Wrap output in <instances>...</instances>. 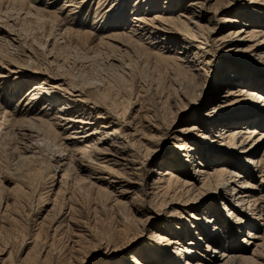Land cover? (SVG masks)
<instances>
[{
  "label": "bare ground",
  "instance_id": "6f19581e",
  "mask_svg": "<svg viewBox=\"0 0 264 264\" xmlns=\"http://www.w3.org/2000/svg\"><path fill=\"white\" fill-rule=\"evenodd\" d=\"M41 1L0 0V18L4 17L3 24L0 25L1 63H14L15 68L10 71L17 74V77L24 73L40 75L42 73L45 75L44 77L48 78L47 81L45 78L33 81L26 91L27 98L15 104L12 110L5 107V104L2 105V101H0V139L6 134L9 137H16L17 140L19 138L16 141L20 143L18 144L20 147L19 162L30 161L38 156L39 148L47 141L45 136L48 137L49 134H52V137L58 142L57 149L50 156L51 162L48 166L53 173L61 171V187L59 186L53 199L55 200L61 193L63 202L61 201V208L58 212H56V205L53 203L51 209L47 210L43 221L33 223V227L38 226L35 231L34 229L31 231L33 236L36 238L41 231H45L43 243L46 247L54 250L57 240L65 232V220L74 222L73 224L77 227H82L81 219L74 220L73 216L66 219L68 215H71V212H74V209H77L74 205L76 203L78 205V200H73L76 194L70 190L79 191V194L84 195H87L88 192L81 193L82 190H94L103 201L110 202L114 206H123L125 202L122 198L111 197V192L107 189L108 186L115 188L116 185H119L117 187L118 196H126L127 206L131 205L130 211L133 210L134 213L142 215L143 219H134L133 221L132 218H129L128 211L124 212L123 217L121 216L123 223L120 233L114 239L121 243L120 250H127L128 253H125L126 255L120 263L110 260V262L95 264H244L245 262L264 264L261 262L264 261V231L263 234L254 231L255 217L262 219V224L264 223V193L260 191V194L254 197L255 186L249 181V177L255 174L264 184V145L260 153H256L255 150L264 140V128H261L264 124V89L262 90L259 84H252L249 81L251 78L258 81L263 78L264 27L248 23V21H264V11L254 7L243 8L235 15L219 19V21H229L234 24L241 20L239 17L247 18V22L243 20L240 26H234L223 36V41H226L225 47L227 46L224 51V59H226L224 65L227 64L228 67H231L232 62L229 59L238 58L251 61L250 64L244 65L247 78L244 81L241 80L240 78L244 79L242 76L244 73H240L241 69L236 67L231 68L235 70L221 75L220 82L239 81L241 84L228 89L224 96L227 102L223 105L215 104L204 115L193 119L194 123L191 126H183L178 129L174 126L176 116L170 122L165 123L157 119L155 112L152 116L145 112L144 115L142 114L143 118L137 121L138 113H128L131 104L127 102L128 99L122 105L117 106L113 102L114 99L91 97L86 95L82 88L73 84L72 87H63L64 84H59V86L52 84L50 79L63 81L64 78L54 74L53 68L51 69L52 61H49L48 57L45 59L44 56L52 55V45L54 42L57 43V38L75 39L76 42H80L79 35L92 34L90 29V31H81L74 26L86 24V21L80 20L77 11L88 0H63L56 9L50 8L49 4H53L57 0H48L45 4H42ZM142 1L145 2V0ZM147 1L146 4H149L152 0ZM254 1L264 5V0ZM174 3L173 5H180L182 2L177 0ZM188 3L196 5L195 0H189ZM115 4L120 7L121 1L116 0ZM169 4L172 3L169 2ZM149 7L150 5L146 9L140 6L135 8L136 13L131 17L133 22L125 21L126 27L120 26L121 23L106 21L94 24V27L101 30L114 28L108 32L100 33L96 46L109 49L106 57L110 61L121 63V56L125 55L124 53L137 51L145 56L151 54L155 60L164 63L191 68L192 75L200 79L205 73V69L201 66L196 67V63L192 59H199L197 56L199 49L206 51L202 44H207V38L197 34V31H187L182 25L184 20L181 17L187 19L189 17L181 9L174 11L171 7L163 6L149 12ZM22 15L24 16L22 17ZM30 16L37 18L42 24L49 27L47 36L50 33L53 35L50 48L45 47L44 44L39 46L45 60L42 59L41 63L37 60L34 62V58L37 59L35 49L33 50L30 44H25L26 36H23L22 26L20 24L18 26L17 23L18 18L24 20ZM189 21L191 20L189 19ZM191 29L193 28L191 27ZM177 32L184 36L182 44L180 47L176 46L178 47L176 50H173V44L162 45L165 47L164 49H159L160 46H156L158 41L159 43L171 42V36ZM191 41H196L197 49L192 58L188 56L186 50V43ZM233 42L243 46V49H248L250 53L255 48L262 50L256 58L252 54L248 58H244L237 55L238 47L237 49L231 47ZM89 45L91 46V44ZM182 46L185 50L181 49ZM15 48H19V50H15ZM107 49L105 50L107 51ZM20 54L24 56L22 63L16 60V56L19 57ZM232 61L234 64L242 63L236 60ZM203 63H208V60L206 59ZM251 64L252 66H250ZM248 89L250 92H247ZM207 97L204 106L211 104L217 98L216 95ZM57 99L60 102L55 105ZM37 100L40 103L35 105ZM4 102L7 103L6 105H10L8 101ZM179 110L181 111L182 108ZM184 112L186 113L187 110ZM218 124H222V126L212 134L209 126ZM66 127H70L69 132L66 131L68 134L59 132V128L65 129ZM6 128L8 129L6 130ZM135 134H138L139 138H136ZM165 136L175 139L173 151L169 154V161L161 162L153 169L155 174L151 182H148L146 171L150 163L154 161L159 139ZM190 136L191 139H189ZM195 149L199 150L200 157L195 156ZM233 152L238 153L237 155H240L241 158L233 161L230 158L235 156L232 155ZM66 158L69 163L65 162ZM220 158L228 163L219 162ZM195 161L197 164L193 165L192 163ZM179 162L184 164L181 165ZM18 163L16 164L18 165ZM186 163L192 164L191 170L188 168L189 165L186 166ZM22 166L24 167V164ZM253 167H255L256 173L253 172ZM141 170L144 174L141 173ZM9 177L10 175L6 179ZM52 177L51 184L55 178L53 175ZM20 184L22 199L27 196L38 197L39 202L34 208V213L39 214L42 208V205L39 204L49 198L44 197L42 192L36 190L27 178L22 177ZM51 190H53L52 187L47 191V195ZM69 193L71 195L65 197ZM213 194L222 199L221 203L224 207L230 204L225 207L226 216L231 223L238 224L235 227L247 223V238L243 237L241 243L235 241V228L230 225L228 227L224 220L221 221L216 204H214V209L206 210L208 196ZM0 198L3 199L1 191ZM71 198L72 201L67 203V200L69 201ZM223 200L224 202H222ZM202 206L205 208H201ZM7 207H10V204L7 203L4 206V212L8 210ZM17 207L16 203L11 205V208L15 210ZM124 208L122 209L124 210ZM256 209L257 212H255ZM4 212L1 215L3 218L5 217ZM11 220L12 222L8 225L17 222L15 219L11 218ZM203 237L206 242L201 247L198 241ZM223 237L226 240L224 244L221 242ZM79 238L81 239V236ZM232 238L234 241L231 240ZM251 243L253 248L250 250L249 244ZM135 245L138 248L136 250H134ZM218 245H223V248L217 249ZM64 249L66 251L64 255L71 256L72 250L69 248L67 250V247ZM215 250L216 253L218 252L217 254ZM58 256L54 257L56 261H59ZM0 260L7 261L2 255H0Z\"/></svg>",
  "mask_w": 264,
  "mask_h": 264
},
{
  "label": "rangeland",
  "instance_id": "374dc122",
  "mask_svg": "<svg viewBox=\"0 0 264 264\" xmlns=\"http://www.w3.org/2000/svg\"><path fill=\"white\" fill-rule=\"evenodd\" d=\"M47 1L48 0H42L41 3L45 4ZM115 1L116 0H112L111 2L110 0H88L87 3L82 5L83 7H79L77 14L81 21H86V24H76L74 26L81 31L91 30L92 34H86V36L84 34L79 35L78 39L80 42H76L75 39L64 40L65 38H57V43L54 42L52 45V55L44 56L43 52L39 48L41 44H44V46L48 48L51 47L50 43L53 42V35L50 33L49 36H47V33H49V27L42 24L40 20L34 18L33 16L25 18L24 20L20 18L17 19L18 26L19 24L22 26L21 33L23 36L25 35L27 37H25V41L27 42H25V44H30L33 50L35 49V55L37 56V59L34 58V62L37 60V62L41 63L45 57V59L48 57L49 61H52L51 69L53 68L52 70L54 74L64 78L63 81L50 79V81L53 82L52 84L58 86L59 84H64L63 87H72L73 84L79 88H82L85 94L91 97L106 100L114 99L113 102H115L117 106L122 105L126 99H128L127 102H129V104L131 103L128 113H138V116H140H137V121L143 118L145 112L149 113L150 116H152V114L155 112L158 117L157 119L165 123L170 122L173 120L174 116H176L174 120V126L179 129L183 126H191V124L194 123L193 119H197L201 115H204L205 112L211 110V107L215 106V104L218 106L223 105L225 102H227L224 96L227 94L228 89L235 88L238 86L237 84H241L239 81H235L234 83L220 82L219 80L221 79V75L223 76L224 73H229V71L231 72L232 70H235L231 68L236 67L241 69L240 73H244L242 74L244 79H240L244 81L245 78H247V73L244 72V68H246L244 65H247V63L250 64L251 61H244L238 58L231 60L229 59L232 64H234L232 60H236L237 62L240 61L242 63L234 65L231 64V67H228L227 64L224 65L226 62V59H224V51L226 50L225 48L227 46L225 47L226 41H223V36L229 29L234 28V26H240L243 20H246L247 22V18H243L244 16L239 17L241 20H238L239 22L234 24L233 22L231 23L229 21H219V19L224 16H230L232 14L235 15L243 8L254 7L264 11V5H261L254 0H195L196 5L189 4V0H181L182 3L180 5H173L175 4L174 2H177V0H152L153 2L151 1L149 4H146L148 2L147 0H145V2L142 0H120L121 6L117 7ZM62 2L63 0H57L53 4H49L51 6L50 8L56 9L57 6ZM169 2L172 4H169ZM149 5V12H153L163 6L168 8L172 5L173 6L171 8H173L174 11H179L181 9L182 12H184L185 15L189 17L188 19L183 16L181 17V19L184 20L182 25L185 26L187 31H197V34L207 38V44H202L204 45L206 51L199 49L197 55L199 59H192L196 63V67L201 66L205 69V73L202 75V77H200L201 80L198 77L192 75L191 68L164 63L160 60H155L151 54L150 56L147 54V57L145 54H140L137 51H134L135 54L134 52L124 53L126 56H121V63L115 62L114 60L110 61L106 57L109 49L103 47L102 49L101 46H96L99 35H101L100 33L108 32L114 28H103L101 30L100 28L94 27V24L97 22L106 21L109 23H121L120 26L126 27V22H133L131 17L134 13H136L135 8L140 6L146 9ZM116 7L117 9L115 11ZM216 8H218V10H216ZM106 10L108 11V14ZM117 12L119 13L118 16L116 15ZM120 13L123 14L121 15ZM23 16L24 15H22V17ZM189 19L194 22L189 21ZM3 21L4 17L0 18V25L3 24ZM10 22L12 21L10 20ZM194 23H196V25H194ZM248 23L250 25H259L264 27V21L260 22L256 20L255 22L248 21ZM191 27L193 29H191ZM183 36V34L179 35L177 32L175 35L171 36V42L166 43V41H163V43H159L158 41L156 46H160L159 49H164L165 47H162V45L173 44V50H176V48L180 47V44H182ZM233 43L234 44L231 47H234V49H237L238 47L239 49L237 50V55L244 58H248L250 54L256 58L262 50L255 48L253 49L254 51L251 50L252 53H250L248 52V49H243V46L241 47V45L237 44V42ZM89 44H91L92 47ZM195 45L196 41L186 43L187 54L190 58L193 57L194 51L197 50ZM105 49H107V51ZM181 49L185 50L183 46ZM15 50H19V48H15ZM18 56L19 57L16 56V60L21 63L24 62L22 60L24 56L22 54ZM204 58L205 60H208V63H203L205 61ZM201 60H203V62H201ZM13 64L14 63L5 64L1 63L0 61V101H2V105L5 104V107L10 108L11 110L15 104H18V102L27 98L26 91L33 81L42 78H45V81H47L48 79L47 77H44L45 75L42 73L41 75L24 73V75L17 77V74L10 71L15 68ZM253 65L255 64L253 63ZM250 66H252V64ZM124 70L127 74L124 72ZM262 76L263 81H258L257 79L253 78L249 79V81L252 84H259L263 90L264 71ZM247 92H250L249 89ZM212 95H216L217 98L213 100L211 104L204 106L205 101L208 98L207 96L210 97ZM188 98L190 99L188 100ZM39 100L35 102V105L40 103ZM4 101H8L10 105H6L7 103ZM58 102H60L59 99L55 101V105H57ZM180 108H182L181 111L179 110ZM185 110H187L186 113L184 112ZM221 126L222 124L211 127L209 126L211 129L210 132L213 134V131H216V129ZM69 128L70 127H66L65 129L59 128V132H69ZM261 128H264V124L261 126ZM7 129L8 128H6V130ZM68 132H66V134H68ZM134 136L139 138L138 134H135ZM45 139L47 141L43 143L44 146L42 144L43 148L42 146L39 148V154L37 153L38 156H36L33 160L24 162H19L18 160V154H20V147L18 144L20 143L16 141H18L19 138L17 140L16 137H9L6 134L0 139V191L1 196H3V199L0 198V255L7 259L5 262L0 260V264H95L100 262H110V260L120 263V261L123 260L122 258H124L128 253L127 250H125L126 252L124 250H120L121 243L114 239L121 230V224L123 223L121 216L123 217L124 212L127 211L129 218H132L133 221L134 219H143V216L134 213L133 210L130 211L131 205L127 206L128 199L126 196H118L117 187L119 185H116L115 188L108 186L107 189L109 192H111V197L122 198V200L125 202L123 206H114L110 202L103 201L99 196H97L94 190L81 191V193L88 192L87 195L79 194V191L76 190H70V192L76 194V196L73 197V200L77 199L78 205L77 203L74 205L77 207V209H74V212H71V215H68L66 219L72 218L70 216H73L74 218L72 219L74 220L76 219L79 221L81 219L80 221L83 222L80 223L82 227H77V225L73 224L74 222L65 220V232L63 235H61L60 239L57 240V243L54 245V250L46 247L45 243H43L45 231H41L42 233L40 232L39 236L36 238L33 236L31 231L33 229L35 231V228L38 227H33V223L42 222L44 216L47 214V210L51 209L53 203H55V210L58 212L61 208V201L63 202V195L61 193L57 195L55 200L53 199V197H55V193L61 185V171L58 170L57 172L55 171V173H53L51 170H49L48 166L51 162L50 156H52V153L57 149L56 147L58 142L55 141V139L52 137V134H49L48 137L45 136ZM189 139H191V136ZM174 142L175 139L170 136L161 137L159 139V145L156 148L154 161H152L148 166V172L146 171L148 182H151L153 175L155 174L153 169H155L157 165L159 166L161 162L166 163L169 161V154L173 151ZM263 145L264 140L255 149L256 153H260L262 151ZM198 151V149L197 151L195 149L194 154L196 157L200 155L198 154ZM237 154L238 153L233 152L232 155L235 156L230 158H232L233 161L238 160L241 157ZM65 160V162L69 163L67 158ZM219 162L226 161L220 158ZM16 163L20 165L18 166ZM21 164H24V167ZM179 164H181V162H179ZM192 164L196 165L197 162L195 161ZM192 164L186 163V166L189 165L188 168L191 170ZM208 165L210 166V164ZM249 169L252 168L249 167ZM254 169L255 167H253V172L256 173L257 171H254ZM141 173L144 174L143 170H141ZM9 175L10 177L6 179V177ZM52 175L55 177L53 184L50 182L53 179ZM257 176L258 175L253 174V176L249 177V181L255 186L253 192L255 193L254 197H257L260 194V191H263L264 193V184L260 182V178ZM22 177L27 178L36 190H39L44 194V197L49 198L47 201L39 204L40 206L42 205L39 214L34 213V208L39 202L38 197L27 196L24 199L21 198L22 187L20 181ZM51 187L53 190H51L47 195V191ZM70 195L71 194L69 193L68 195H65V197H69ZM221 200L222 199H220V197H218L216 194L209 195L208 201L205 205V207H207L206 210H209V208H211V210L214 209V204H216L217 210L219 211L217 213L220 214L221 221L224 220L225 225H230L235 228V241L236 243H241V239H243V237L247 238L246 234L248 232V225L247 223H243L240 225V227H235L238 226V224L231 223L230 219L226 216L227 210H225V207L230 206V204H227V206L224 207L221 203ZM70 201H72V198L69 201L67 200V203H70ZM222 202H224V200ZM7 203L10 204V207H7L8 210L4 212V206ZM13 203L18 205L16 210L11 208ZM125 206L127 208H124ZM205 207L202 206L201 208ZM122 208H124V210ZM3 212L5 216L4 218L1 217ZM255 212H257V209ZM11 218L13 220L15 219V222H17L8 225V223L12 222ZM255 218L256 220H254V222L256 223V227L254 231L259 234H263L264 223L262 224V219H259L258 217ZM33 220L36 221L33 222ZM151 229L152 227L150 230ZM221 234H223L222 231ZM77 235H80L81 239L79 238L80 236ZM204 238L205 237L198 241L201 247L206 242ZM231 240H233V238ZM221 242L222 244L226 242L224 237L221 238ZM66 247L67 250L68 248L72 250V254L70 253L71 256L64 255L66 252L64 251V248ZM134 247V250L138 249L136 245ZM218 248L222 249L223 245H218L217 249ZM250 248H253L252 243L249 244V249ZM3 251L5 252L3 253ZM57 255H59V261H56L54 258ZM244 264L248 263L245 262Z\"/></svg>",
  "mask_w": 264,
  "mask_h": 264
}]
</instances>
